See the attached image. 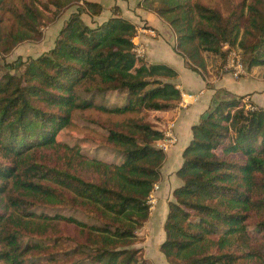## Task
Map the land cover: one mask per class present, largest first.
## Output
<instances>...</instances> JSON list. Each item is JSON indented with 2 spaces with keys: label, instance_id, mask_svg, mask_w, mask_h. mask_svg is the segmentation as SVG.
Returning <instances> with one entry per match:
<instances>
[{
  "label": "trees",
  "instance_id": "trees-1",
  "mask_svg": "<svg viewBox=\"0 0 264 264\" xmlns=\"http://www.w3.org/2000/svg\"><path fill=\"white\" fill-rule=\"evenodd\" d=\"M73 5L48 52L20 72L0 63V264H154L136 243L166 159L164 113L182 99L178 70L139 55L137 24L118 5L98 21L93 0H0V55ZM139 5L171 25L198 72L224 69L232 49L248 71L264 67V0ZM245 98L221 100L192 128L160 245L170 264H264V108ZM87 111L117 116L89 138L113 160L59 140L79 117L95 121Z\"/></svg>",
  "mask_w": 264,
  "mask_h": 264
},
{
  "label": "crops",
  "instance_id": "crops-1",
  "mask_svg": "<svg viewBox=\"0 0 264 264\" xmlns=\"http://www.w3.org/2000/svg\"><path fill=\"white\" fill-rule=\"evenodd\" d=\"M140 1L129 0V4H127L128 1L124 3L114 0V4L111 6L108 4L109 0H97L96 2L104 6L103 13L108 11L107 17L104 18L101 15L97 17V20L103 21L108 18L112 15L113 7L118 5L126 18L137 26L139 24L138 28L142 24L150 26L149 28L152 27L151 29L157 32V36L142 32L135 43L145 48V56L150 61L167 63L178 70V86L182 92L200 94L197 100L187 98V106L183 107L179 104L173 112L164 113V117H171L170 122H176L178 140L165 151L166 159L161 169L159 189L154 192L157 202L144 227V229L156 228L158 242L152 249H159L165 238L164 223L168 214V203L172 199L173 190L182 184V180L176 172L182 166L184 150L193 138V126L198 124L212 108L224 99L245 95V100L252 101L257 107L264 108V71L259 72V68L256 67L249 71L247 76L235 79L230 71L213 65H207L206 70L201 72L192 69L187 64V59L177 50V35L171 25L157 13L142 9L139 5ZM83 17L85 18L84 13ZM85 20L87 19L85 18ZM87 21H91L90 16ZM148 243L146 242L147 254L152 252L150 246H147ZM157 253L156 259L147 256L154 264H157V260L160 264H170L161 251Z\"/></svg>",
  "mask_w": 264,
  "mask_h": 264
},
{
  "label": "rangeland",
  "instance_id": "rangeland-1",
  "mask_svg": "<svg viewBox=\"0 0 264 264\" xmlns=\"http://www.w3.org/2000/svg\"><path fill=\"white\" fill-rule=\"evenodd\" d=\"M95 1H97V0H95ZM117 1L118 2H124V3L126 1H128V3L127 2L126 3L129 4V0H117ZM236 1H239V0H236ZM80 4H82V1L80 2ZM108 4L112 6V4H114V0H109ZM133 5L135 6L136 4H133ZM133 5H132V7H133ZM115 6H117V5H115ZM77 9L78 8L73 5L67 9L63 10L62 14H60L59 18L56 21L53 19L47 20L45 22V24L42 26V37L39 40L24 41L21 44L17 45L11 52H9L7 54L2 53L0 55V63L3 66V71L20 72L21 69L23 68L22 65L20 64V62H24L25 60H27L29 58L37 57L43 53L48 52L53 47V45L55 43V39L58 36L59 31L62 28L65 21L67 20V18L73 12H75ZM113 9H114V7H113ZM142 9H144V8H142ZM102 16L104 18H105V16L107 17L108 11H107V13H103ZM135 16H136V14H135ZM85 18L88 20V16L86 13H85ZM138 26H139V24H138ZM142 26L147 27L146 30L148 32L146 31L145 33L150 34L151 36H154V37L157 36V32H155V31L150 32L148 30V28L150 26H146L143 24H142ZM136 39H137V37L134 39V42ZM136 44H138V43H136ZM144 51H145V48H144ZM210 65H211V63H210ZM258 70H259V72H263L264 67H259ZM1 72H2V69H1ZM248 73H249V71L247 69L246 74L242 77L247 76ZM242 77H240V78H242ZM240 78H235V79H240ZM108 98L111 101H114L116 98V94L110 93L108 95ZM85 115L87 117H89L90 119H94L95 121H89V120L85 121L84 119H81L82 117H79V119H77L71 127L65 129L64 131H62V133H60L59 140H68V141L72 142L73 139H75V138L85 139V141L83 142V148H84V150L89 152L90 156H100L106 160H113L114 157H116V154L101 150L100 149L101 147L99 145L100 141H92L89 138H92V139L98 138L99 139L98 136L100 134L105 133L104 129L97 122L100 121V122L105 123L108 121H116L117 116L116 115L110 116V115L102 114V113L96 112V111H94V112L87 111L85 113ZM86 138H88V139H86ZM152 211H153V209H152ZM65 212H66V214H70V211H68V210H66ZM64 228L67 229L66 231L68 233H74L75 232V230L72 228V226H65ZM155 229L156 228L151 229L150 227L145 228V229L143 228L140 235L144 237L143 238L144 240L142 242L136 243V246L144 248V255L146 257L150 256V257L156 259L158 256L157 252H160L161 249L160 248L159 249H152V247H154L155 244L158 242V237H157L158 234H156L158 231L155 232ZM146 242H149L147 246H150V249L152 251V252H148V254H147V249H146ZM151 243H154V245H151ZM158 263L160 264V262L157 260V264ZM80 264H93V262L92 261H83Z\"/></svg>",
  "mask_w": 264,
  "mask_h": 264
},
{
  "label": "built area",
  "instance_id": "built-area-1",
  "mask_svg": "<svg viewBox=\"0 0 264 264\" xmlns=\"http://www.w3.org/2000/svg\"><path fill=\"white\" fill-rule=\"evenodd\" d=\"M147 27L141 26L138 28L137 31V36L138 37L142 32H146ZM150 32H154L153 29L148 28ZM148 32V31H147ZM135 50L138 52L139 55H145L144 47L140 46L139 44H136ZM246 65L243 62L242 55L240 53V50L238 49H232L229 52L228 58L226 65L223 70H228L231 72L233 77L235 78H240L244 76L247 72ZM200 94H188L185 92H182V99L180 101V106H187L188 101L187 98H192L193 100H197L199 98ZM251 108H255V106L249 105ZM178 140L177 133H176V122L171 121L169 124L166 126L165 131H164V138L157 141V145L162 148L164 151H167L169 147L173 144H175ZM159 189V184H156L154 187V190L152 194L150 195L149 203L151 205V210L154 209L157 199L154 195V192Z\"/></svg>",
  "mask_w": 264,
  "mask_h": 264
}]
</instances>
